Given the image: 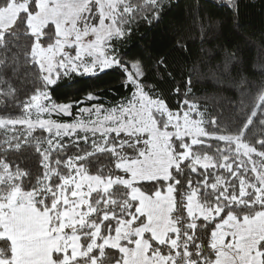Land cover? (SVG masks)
Segmentation results:
<instances>
[{"label":"snow or ice","instance_id":"obj_1","mask_svg":"<svg viewBox=\"0 0 264 264\" xmlns=\"http://www.w3.org/2000/svg\"><path fill=\"white\" fill-rule=\"evenodd\" d=\"M227 5L238 15V3ZM164 8L165 0H0V73L20 78L23 69L33 89L19 101L0 74V97L20 109L0 115V264H264V138L246 139L254 118L264 126V90L235 131L189 99L191 77L170 108L145 82L144 62L116 47L134 25L158 24ZM176 46L185 47L180 37ZM224 53L227 70L235 53ZM155 66L166 68L165 57ZM113 68L130 93L118 103L94 93L53 100L62 77ZM30 150L38 169L22 167Z\"/></svg>","mask_w":264,"mask_h":264},{"label":"trees","instance_id":"obj_2","mask_svg":"<svg viewBox=\"0 0 264 264\" xmlns=\"http://www.w3.org/2000/svg\"><path fill=\"white\" fill-rule=\"evenodd\" d=\"M233 3H238V15L234 8L228 7L227 0H165L158 24L148 25L142 21L133 26L130 37L116 44L125 60L144 62L145 82L154 85L156 92L174 110L185 98L191 77L189 99L198 102L202 111L207 110L206 118H216L229 131L237 129L239 120L250 113L258 94L264 90V0H233ZM177 37L183 40L185 47L176 46ZM225 49L235 53V61L227 70ZM160 57H165L167 66L157 70L155 61ZM0 74L11 79L19 101L31 94V85L23 82V69L20 78H13L10 69ZM123 79L119 68L106 70L96 77L71 74L59 80L51 89V95L57 103H68L81 101L88 93H94L100 97V103L111 106L130 94L122 86ZM0 100H3L0 115L20 114V109L13 106L16 101L5 97ZM241 100L247 105L244 112H241ZM95 102L86 101L84 105ZM260 138H264V126L254 118L246 131V139L254 143ZM24 155L30 159L25 160L22 167L39 168L40 158L34 150ZM100 161L107 162L104 157Z\"/></svg>","mask_w":264,"mask_h":264},{"label":"rangeland","instance_id":"obj_3","mask_svg":"<svg viewBox=\"0 0 264 264\" xmlns=\"http://www.w3.org/2000/svg\"><path fill=\"white\" fill-rule=\"evenodd\" d=\"M81 106H88V105H81ZM76 113V112H75ZM74 113V114H75ZM58 119H61V120H63L64 122H70V120H71V117H59Z\"/></svg>","mask_w":264,"mask_h":264}]
</instances>
